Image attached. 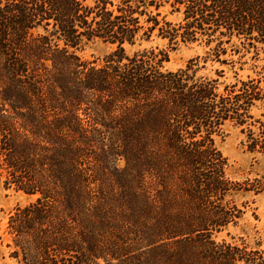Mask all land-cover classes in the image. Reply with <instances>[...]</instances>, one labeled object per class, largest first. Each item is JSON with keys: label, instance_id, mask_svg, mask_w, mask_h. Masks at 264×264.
Masks as SVG:
<instances>
[{"label": "trees", "instance_id": "1", "mask_svg": "<svg viewBox=\"0 0 264 264\" xmlns=\"http://www.w3.org/2000/svg\"><path fill=\"white\" fill-rule=\"evenodd\" d=\"M153 36L204 51L176 70L168 49L126 52ZM96 38L113 49L81 58ZM258 105L264 0H0V183L36 196L8 217L15 264H264L261 237L217 238L264 181L230 178L215 136L234 123L264 153ZM92 142L123 166L92 170ZM104 229L122 244L94 243Z\"/></svg>", "mask_w": 264, "mask_h": 264}, {"label": "rangeland", "instance_id": "2", "mask_svg": "<svg viewBox=\"0 0 264 264\" xmlns=\"http://www.w3.org/2000/svg\"><path fill=\"white\" fill-rule=\"evenodd\" d=\"M88 3H92V0H87ZM159 11L166 19L170 21H177L178 15L172 14L170 7L167 5L161 6ZM114 45L103 42L100 39H92L82 44L77 50V54L81 58L86 60H92L99 58L107 54L113 49ZM125 50L128 54H132L134 51L158 47L168 49L169 59L164 63V67L169 70H176L180 67H184L188 61L201 55L204 51V47L197 43L179 44L176 47L171 48L167 40L153 36L150 40H138L135 44H125ZM217 63H211L207 65L206 69H202L200 73L214 76V70L221 68ZM227 79L231 80V72L228 67H225ZM247 71H240L239 75H245ZM262 109L259 105L253 107L251 113L254 117H261ZM107 142V141H106ZM102 143V142H101ZM215 143L223 155L228 159V176L237 181H244L250 179L255 181L259 179L264 181V153L258 151H250L247 149L246 136L242 132L241 127L234 123L227 122L222 127V133L215 136ZM108 159V162H107ZM90 159L87 158L86 161ZM108 164L110 167L112 164L118 167L123 166V160L119 158H112L109 156L105 158L102 154V145L100 142H92V170L100 167L101 164ZM112 163V164H111ZM94 171L92 172L93 175ZM95 178V177H94ZM95 179L92 178V190L98 187L97 183H100L97 179L96 183H93ZM35 195H28L22 191L16 190L13 187L5 188L0 183V264H15V259L11 256L13 251L11 235L7 228L8 217L11 212L18 206L27 205L35 200ZM96 196L92 200V207L98 202ZM233 200L244 211L242 217L236 224H230L225 230L217 234V238H227L231 240L232 236H244L252 244L257 237H261L264 241V191L260 193H254L253 191L240 192L233 196ZM100 235L94 240V243H98L99 246H103L105 250L110 248L109 242H115L120 245L121 242L117 241L119 238L122 240L124 235L119 234L114 229H104L103 232H98ZM116 240H115V239ZM130 238V236H128ZM137 239V238H136ZM112 244V246H114ZM130 250H134L133 253H144L146 247L142 244L136 246L132 245ZM117 259L111 260V264H117ZM92 264H106L104 259L99 258Z\"/></svg>", "mask_w": 264, "mask_h": 264}]
</instances>
